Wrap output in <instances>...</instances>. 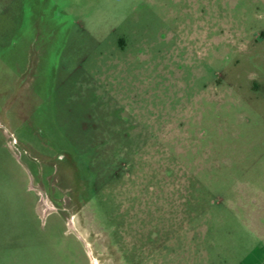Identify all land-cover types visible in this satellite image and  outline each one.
<instances>
[{
  "label": "rangeland",
  "instance_id": "obj_1",
  "mask_svg": "<svg viewBox=\"0 0 264 264\" xmlns=\"http://www.w3.org/2000/svg\"><path fill=\"white\" fill-rule=\"evenodd\" d=\"M19 15L0 39V264H264V0Z\"/></svg>",
  "mask_w": 264,
  "mask_h": 264
},
{
  "label": "crops",
  "instance_id": "obj_2",
  "mask_svg": "<svg viewBox=\"0 0 264 264\" xmlns=\"http://www.w3.org/2000/svg\"><path fill=\"white\" fill-rule=\"evenodd\" d=\"M28 2V0H26ZM23 4V0H0V14L10 13L8 18L2 17L0 18V39H6L11 37L10 31L15 34V29L17 23L19 27L21 7ZM32 11V7L30 10V5L27 4V12ZM23 31L21 33L22 39L30 38V28H34V22L30 24V17L27 18V22L23 27ZM10 34V35H9ZM18 33L17 36H19Z\"/></svg>",
  "mask_w": 264,
  "mask_h": 264
},
{
  "label": "bare ground",
  "instance_id": "obj_3",
  "mask_svg": "<svg viewBox=\"0 0 264 264\" xmlns=\"http://www.w3.org/2000/svg\"><path fill=\"white\" fill-rule=\"evenodd\" d=\"M93 257H94V256H93ZM96 262H97V261H96V260H94V261H93V264H96Z\"/></svg>",
  "mask_w": 264,
  "mask_h": 264
}]
</instances>
